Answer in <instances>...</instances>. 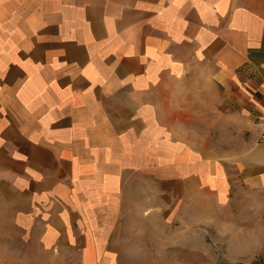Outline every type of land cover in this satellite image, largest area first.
<instances>
[{
  "label": "crops",
  "instance_id": "1",
  "mask_svg": "<svg viewBox=\"0 0 264 264\" xmlns=\"http://www.w3.org/2000/svg\"><path fill=\"white\" fill-rule=\"evenodd\" d=\"M193 74L239 100L247 138L169 126ZM263 113L264 0H0V204L42 263L120 264L133 211L264 220Z\"/></svg>",
  "mask_w": 264,
  "mask_h": 264
},
{
  "label": "rangeland",
  "instance_id": "2",
  "mask_svg": "<svg viewBox=\"0 0 264 264\" xmlns=\"http://www.w3.org/2000/svg\"><path fill=\"white\" fill-rule=\"evenodd\" d=\"M205 84L194 74L178 81V89L190 90L171 93V99L178 97L172 101L178 106L168 108L169 126L192 138V143L210 148L236 142L232 134L238 131L241 139L247 138L255 125L239 100L222 85L210 91ZM222 95L224 101L217 103ZM247 207L244 202L230 205L229 210L194 204L182 206L174 218L166 212L148 215L149 210L140 217L133 211L120 226V264H264V235H260L264 220ZM12 224L9 208L0 204V264H45L39 260L41 253L33 251L31 237L19 234Z\"/></svg>",
  "mask_w": 264,
  "mask_h": 264
},
{
  "label": "built area",
  "instance_id": "3",
  "mask_svg": "<svg viewBox=\"0 0 264 264\" xmlns=\"http://www.w3.org/2000/svg\"><path fill=\"white\" fill-rule=\"evenodd\" d=\"M259 119L263 122V127L259 134V141L264 145V113L259 116Z\"/></svg>",
  "mask_w": 264,
  "mask_h": 264
}]
</instances>
